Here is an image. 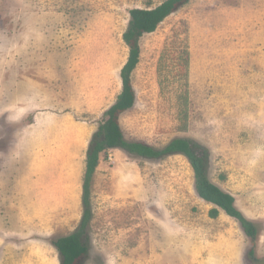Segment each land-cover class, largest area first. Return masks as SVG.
Segmentation results:
<instances>
[{"label":"rangeland","instance_id":"374dc122","mask_svg":"<svg viewBox=\"0 0 264 264\" xmlns=\"http://www.w3.org/2000/svg\"><path fill=\"white\" fill-rule=\"evenodd\" d=\"M165 1L0 0V264H62L53 244L77 232L82 264H264V0H189L143 34L118 119L127 142L206 149L210 183L254 238L199 196L181 154L108 150L83 203L131 12Z\"/></svg>","mask_w":264,"mask_h":264},{"label":"trees","instance_id":"16d2710c","mask_svg":"<svg viewBox=\"0 0 264 264\" xmlns=\"http://www.w3.org/2000/svg\"><path fill=\"white\" fill-rule=\"evenodd\" d=\"M189 0H166L159 7L151 11L135 9L131 12L132 20L123 38L130 49L129 57L122 68L121 78L123 83L122 93L116 103L106 112V119L102 122L98 132L90 143L87 152L85 181L83 185V203L85 206L90 202V184L100 162L102 153L111 149H121L142 158L161 159L167 155L181 154L192 164L199 196L207 202L216 204L220 209L226 210L227 214L241 222L247 235H256V228L241 214L235 211L233 206H227V194L215 188L207 176L209 154L206 149L189 139L173 140L162 150L142 144L127 142L119 125V115L132 108L135 104V92L131 86V74L139 63L140 47L139 40L145 33H152L173 12L186 4ZM219 208L210 211L211 217L219 214ZM90 216L86 215L88 220ZM81 233L69 235L58 239L53 245L59 252L62 264H82L87 245L82 241Z\"/></svg>","mask_w":264,"mask_h":264}]
</instances>
